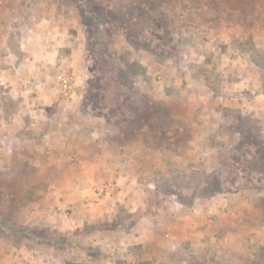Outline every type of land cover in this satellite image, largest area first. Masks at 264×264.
I'll return each instance as SVG.
<instances>
[{
    "label": "rangeland",
    "instance_id": "374dc122",
    "mask_svg": "<svg viewBox=\"0 0 264 264\" xmlns=\"http://www.w3.org/2000/svg\"><path fill=\"white\" fill-rule=\"evenodd\" d=\"M1 12L0 264H264V0Z\"/></svg>",
    "mask_w": 264,
    "mask_h": 264
},
{
    "label": "built area",
    "instance_id": "2783aa9c",
    "mask_svg": "<svg viewBox=\"0 0 264 264\" xmlns=\"http://www.w3.org/2000/svg\"><path fill=\"white\" fill-rule=\"evenodd\" d=\"M6 1H7V0H0V17H1V15H2L1 10H2V8L4 7Z\"/></svg>",
    "mask_w": 264,
    "mask_h": 264
},
{
    "label": "crops",
    "instance_id": "0c3cea01",
    "mask_svg": "<svg viewBox=\"0 0 264 264\" xmlns=\"http://www.w3.org/2000/svg\"><path fill=\"white\" fill-rule=\"evenodd\" d=\"M87 159H88V157H87ZM92 159H94V157L92 158ZM96 167L98 168V169H100V167H98V164H96ZM102 167V166H101ZM90 168V167H89ZM103 168V167H102ZM92 169H93V167H92ZM86 172H88V171H86ZM86 174H88V173H86ZM95 198V197H94ZM96 199V198H95ZM96 205V204H95ZM104 212H106V211H104ZM98 213V212H97ZM39 260H41V258H39ZM38 260V261H39ZM41 261H43V260H41ZM42 264H43V262H42ZM45 264V263H44Z\"/></svg>",
    "mask_w": 264,
    "mask_h": 264
}]
</instances>
